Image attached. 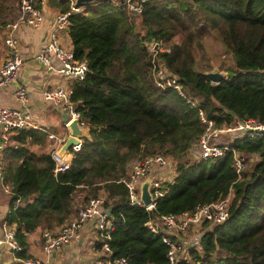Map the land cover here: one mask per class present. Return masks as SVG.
I'll list each match as a JSON object with an SVG mask.
<instances>
[{
  "label": "trees",
  "instance_id": "16d2710c",
  "mask_svg": "<svg viewBox=\"0 0 264 264\" xmlns=\"http://www.w3.org/2000/svg\"><path fill=\"white\" fill-rule=\"evenodd\" d=\"M17 2L0 0V31L15 20L8 15ZM71 2L48 0V5L70 12L74 58L87 62L84 77L69 80L68 87L89 137L69 167L53 174L55 147L43 130L11 134L1 152L0 188L9 189L5 220L22 247L16 257L30 256L31 234L39 232L42 244L44 231L59 230L101 196L114 225L108 241L112 256L126 264H166L163 233L150 231L146 221L190 213L231 193L228 218L200 226L187 264H264V132L225 136L230 148L246 157L240 173L231 151L205 160L198 154L206 128L199 111L215 127L235 118L264 123V0H144L139 14L128 11L126 0H100L79 12L71 10ZM211 35L232 60L217 66L224 75L219 83L205 75L209 64L199 65ZM152 40L169 48L156 55L157 62L180 78L194 105L155 84L148 53ZM158 154L171 160L174 176L155 209L147 211L130 204L126 186L116 181L134 159Z\"/></svg>",
  "mask_w": 264,
  "mask_h": 264
},
{
  "label": "built area",
  "instance_id": "2783aa9c",
  "mask_svg": "<svg viewBox=\"0 0 264 264\" xmlns=\"http://www.w3.org/2000/svg\"><path fill=\"white\" fill-rule=\"evenodd\" d=\"M71 1L74 4L71 8L72 11H82V6L76 7L74 0ZM143 2L144 0H137L136 2L126 0L125 5L128 11L139 14L142 10ZM47 7L48 0H20L17 17L3 26L4 58L0 61V88L18 81L17 79L23 65L19 38L20 29L22 27H39L45 20ZM69 14L70 12L53 13V28L36 55V60L45 68L55 71L67 81L77 78L81 79L87 71V62L84 60L78 61L74 58L72 45L64 46L59 40V34L68 30ZM162 51H169V48L161 40H152L148 43V53L152 58V75L155 84L162 89L172 88L176 90L187 102L194 105V101L183 88L180 78L167 71L162 64L157 62L156 55ZM53 58L59 62L58 66L53 64ZM70 94L71 91L66 85L42 91L45 102L60 107L67 114L64 122L66 128H68L71 120L77 119L78 125L82 129L87 130L85 122L81 120L79 112L75 110V103L70 100ZM14 95L20 107L0 105V182L2 175V149L9 143L11 134L22 129L38 128L43 130L49 139L57 140L58 146L51 153L55 162L53 174L66 170L69 167L73 153L81 149L83 138L78 137V142L72 144L65 151L59 150L65 139L60 138L53 131H48L39 126L35 116L27 108L29 97L26 84L18 82V86L14 88ZM199 116L206 125L205 132L198 142L199 157L205 160L231 151L233 167L237 173H240L246 165V157L230 148L229 142L226 140L222 142L221 138L226 135L230 137L261 135L264 132V123L256 122L250 118H235L231 124L215 127L213 121L205 118L202 111H199ZM172 167L171 160L161 154L143 159H134L130 164L127 175L116 182L123 183L126 186L130 204L144 207L147 211L152 210L155 209L156 200L166 192L164 184L170 182L174 176ZM147 177H151L149 191L152 196V203L145 206L140 199V184ZM5 190H9L7 186H5ZM231 196V193H229L223 199L197 206L190 213L160 215L151 217L146 221L145 225L150 231L163 233L162 241L168 246L166 264L189 263L191 247L194 248L198 245L199 237L187 238L188 233L193 230L199 231L200 226L205 222L211 224L224 222L229 216ZM103 202L104 198L101 196L92 198L85 206L79 208L75 217L67 220L59 230L53 232L44 231L41 246L43 258L35 256L16 257L15 254L22 247L15 239L14 226L8 225L6 220H4L3 233L0 236V250L10 251L13 257L22 264H51L52 255L70 243L77 241L84 225L94 221L96 238L100 244L99 249L102 255L97 256L88 264H126L124 258H114L112 256L108 241L114 225L110 221V212L108 213L109 210L104 208ZM8 211L9 208L6 209V212Z\"/></svg>",
  "mask_w": 264,
  "mask_h": 264
},
{
  "label": "crops",
  "instance_id": "0c3cea01",
  "mask_svg": "<svg viewBox=\"0 0 264 264\" xmlns=\"http://www.w3.org/2000/svg\"><path fill=\"white\" fill-rule=\"evenodd\" d=\"M54 12L57 11L50 8L48 5L45 13V20L39 27H22L20 29L19 38L23 65L17 82H23L26 84L29 97V104L27 105V108L35 116L39 126L47 129L48 131H53L59 135L60 138H64L66 140L69 136V130L64 126L67 114L63 112L60 107H56L52 103L45 102L42 91L45 89L55 88L60 85L68 86V81L55 71L48 70L40 62H38V60H36L38 50L43 46L47 36L53 28L52 16ZM59 40L64 46L71 45L68 30L61 32ZM2 56L3 51H1V57ZM52 62L55 66L59 65V62L54 58L52 59ZM0 105L20 107L14 95L13 84L0 88ZM86 131L87 136L89 137V132L88 130ZM57 142V140L50 139L49 146L54 145L56 148L58 146ZM61 148L62 147H60L59 150H61ZM2 190L7 194L5 186L2 187ZM7 208L8 205L6 202H0V236L3 233V222L6 217ZM195 232H198V230H193L190 233ZM40 236L39 232H34L30 235L28 250L30 256L43 258ZM96 237L97 235L95 232L94 221L87 223L82 228L80 238L77 241L70 243L52 255L51 264H88L97 256L102 255L100 249L97 247V244L99 243L97 242ZM191 237L197 236H189L188 233L187 238ZM2 255L6 256L7 252L2 251Z\"/></svg>",
  "mask_w": 264,
  "mask_h": 264
},
{
  "label": "water",
  "instance_id": "95a60500",
  "mask_svg": "<svg viewBox=\"0 0 264 264\" xmlns=\"http://www.w3.org/2000/svg\"><path fill=\"white\" fill-rule=\"evenodd\" d=\"M97 1H100V0H74V3H75L76 7H80V6H84V5H89V4L97 2ZM205 75L209 78V80L212 83H219L224 77V75L221 72H219L218 70L206 72ZM13 86H14V88H16L18 86V82H15L13 84ZM65 121H66V118H65ZM68 130H69V136L65 140L64 144L61 146L62 147L61 151H65V150L69 149V147L72 144H76L78 142V137L84 138L87 134V131L82 129L78 125L77 119H73L69 122ZM150 182H151V177H147L140 184V199L145 206H148L152 203V196H151V193L149 191ZM109 212L110 211H108V213ZM2 251L3 252L6 251L7 255L6 256L2 255ZM0 264H22V263L20 261L16 260L10 251L2 249V250H0Z\"/></svg>",
  "mask_w": 264,
  "mask_h": 264
},
{
  "label": "rangeland",
  "instance_id": "374dc122",
  "mask_svg": "<svg viewBox=\"0 0 264 264\" xmlns=\"http://www.w3.org/2000/svg\"><path fill=\"white\" fill-rule=\"evenodd\" d=\"M19 2V0H18ZM18 2L15 4V9L11 8V13L8 15V18H13V17H17L18 15ZM15 19V18H14ZM20 32V31H19ZM2 28L0 31V61L2 60L3 57H1V51L2 49H4V41H3V37H2ZM60 37V34H59ZM3 47V48H2ZM204 52H205V61H199V65L200 66H206L207 64H209L211 66V70L209 71H213V70H218L217 66L221 63H223V66H228V64H232V60L229 58L230 56L228 55V53H226L224 51V49L222 48L218 38L215 35H211L209 36L208 40L205 42L204 45ZM229 62V63H228ZM206 67H204L205 69ZM209 71H205V72H209ZM222 142H225V136H222L221 138ZM172 172V169H171ZM5 193L2 190V188H0V202L5 203ZM197 236V238L200 236L199 235V231L195 232V233H190L189 232V236ZM194 238V237H192ZM193 248V247H191Z\"/></svg>",
  "mask_w": 264,
  "mask_h": 264
}]
</instances>
